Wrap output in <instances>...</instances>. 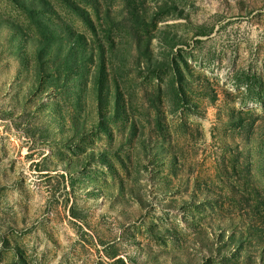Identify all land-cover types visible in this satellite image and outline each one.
I'll use <instances>...</instances> for the list:
<instances>
[{
    "label": "rangeland",
    "instance_id": "rangeland-1",
    "mask_svg": "<svg viewBox=\"0 0 264 264\" xmlns=\"http://www.w3.org/2000/svg\"><path fill=\"white\" fill-rule=\"evenodd\" d=\"M0 264H264V0H0Z\"/></svg>",
    "mask_w": 264,
    "mask_h": 264
}]
</instances>
